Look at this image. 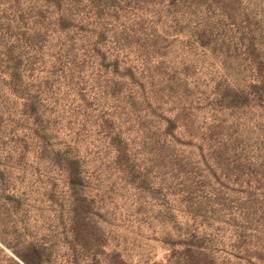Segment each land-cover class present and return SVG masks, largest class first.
Returning <instances> with one entry per match:
<instances>
[{
  "label": "rangeland",
  "instance_id": "rangeland-1",
  "mask_svg": "<svg viewBox=\"0 0 264 264\" xmlns=\"http://www.w3.org/2000/svg\"><path fill=\"white\" fill-rule=\"evenodd\" d=\"M264 264V0H0V264Z\"/></svg>",
  "mask_w": 264,
  "mask_h": 264
},
{
  "label": "trees",
  "instance_id": "trees-1",
  "mask_svg": "<svg viewBox=\"0 0 264 264\" xmlns=\"http://www.w3.org/2000/svg\"><path fill=\"white\" fill-rule=\"evenodd\" d=\"M26 264H31V263H29L28 261H26Z\"/></svg>",
  "mask_w": 264,
  "mask_h": 264
}]
</instances>
